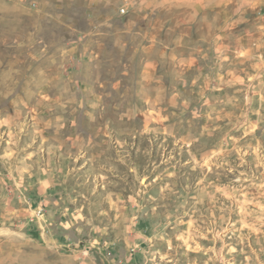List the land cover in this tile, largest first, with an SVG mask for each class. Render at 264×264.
Masks as SVG:
<instances>
[{
    "label": "rangeland",
    "instance_id": "rangeland-1",
    "mask_svg": "<svg viewBox=\"0 0 264 264\" xmlns=\"http://www.w3.org/2000/svg\"><path fill=\"white\" fill-rule=\"evenodd\" d=\"M263 165L264 0H0V264H264Z\"/></svg>",
    "mask_w": 264,
    "mask_h": 264
},
{
    "label": "bare ground",
    "instance_id": "bare-ground-1",
    "mask_svg": "<svg viewBox=\"0 0 264 264\" xmlns=\"http://www.w3.org/2000/svg\"><path fill=\"white\" fill-rule=\"evenodd\" d=\"M263 164V163H262ZM264 166V165H263ZM259 168H260V166H259ZM262 180V179H261ZM264 184V183H263ZM256 185V184H255ZM261 185V184H260ZM260 187H262V185L260 186ZM264 187V186H263ZM260 189H262V188H260ZM255 192V191H254ZM263 194V193H262ZM258 197H259V195H258ZM259 203V202H258ZM258 206V205H257ZM260 210V209H259ZM262 212V211H261ZM249 214H251V213H249Z\"/></svg>",
    "mask_w": 264,
    "mask_h": 264
}]
</instances>
